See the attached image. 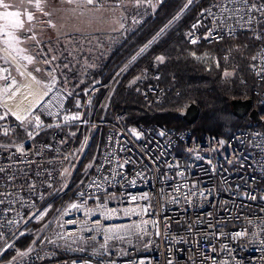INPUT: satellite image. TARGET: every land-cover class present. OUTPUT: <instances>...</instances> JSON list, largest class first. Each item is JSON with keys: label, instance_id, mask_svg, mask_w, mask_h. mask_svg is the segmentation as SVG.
I'll list each match as a JSON object with an SVG mask.
<instances>
[{"label": "built area", "instance_id": "2783aa9c", "mask_svg": "<svg viewBox=\"0 0 264 264\" xmlns=\"http://www.w3.org/2000/svg\"><path fill=\"white\" fill-rule=\"evenodd\" d=\"M130 2L136 0L94 6ZM190 7L196 9L186 31L190 45L213 46L241 35L259 43L251 71L256 104L264 106V2L188 0L182 12ZM12 64L24 80L0 67V137L14 139L0 143V259L11 253L9 264H264V133L241 129L226 138L197 137L187 129L127 126L113 97L123 89L120 79L131 61L109 80L105 70L76 91L62 86L56 71L54 81L40 84ZM158 69L155 60L135 80L147 104L161 103L167 94ZM29 77L43 99L21 120L4 99ZM101 128L95 172L52 228L22 252L16 243L29 221L66 178L69 164L82 157L90 132Z\"/></svg>", "mask_w": 264, "mask_h": 264}, {"label": "trees", "instance_id": "16d2710c", "mask_svg": "<svg viewBox=\"0 0 264 264\" xmlns=\"http://www.w3.org/2000/svg\"><path fill=\"white\" fill-rule=\"evenodd\" d=\"M185 2L186 0L161 1L155 13L149 14L144 23L131 34L130 40L118 47L102 69L93 73L88 82L79 89L90 85L105 70H108L106 79L109 80L131 61L120 79V84H124V87H118L113 97L116 112L127 114V126L158 125L166 129H187L197 137L210 134L226 138L237 128L264 133L263 123L240 120L232 111L233 100L252 99L260 116H264V106L256 104V81L251 71L252 59L259 43L250 35L226 39L213 46H192L186 35L188 26L196 14L195 7H191L150 48L138 55V52L180 12ZM159 57L164 58L163 62ZM155 60L159 61L160 80L157 82L167 90V94L161 103L151 105L145 103L137 93L138 84H135V80L141 70L151 67ZM226 71L231 73L229 78L224 75ZM74 88L75 84H72L71 91L78 90ZM192 103L199 107L200 115L198 120L190 125L179 117V113ZM104 132V129H99L94 135L86 151L85 163L101 150ZM1 142H10V139L0 137ZM80 170L81 168L72 176L68 187H58L39 208L48 210L45 219L39 223L29 221L26 235L17 242L18 248L28 247L42 225L56 219L73 199L84 175Z\"/></svg>", "mask_w": 264, "mask_h": 264}, {"label": "rangeland", "instance_id": "374dc122", "mask_svg": "<svg viewBox=\"0 0 264 264\" xmlns=\"http://www.w3.org/2000/svg\"><path fill=\"white\" fill-rule=\"evenodd\" d=\"M161 1L163 0L139 2V5L136 2H130L109 8H96L94 5L86 4L85 0H75L74 3H67V0H44L42 6L45 8V11L51 13L48 16L35 12L34 7L28 5L29 10L35 13L36 21H34V23L37 21H51L56 27H51L47 23H43L33 28L30 32L17 33L28 37L34 35L36 38L35 40L25 39L20 45H15L14 42H11V46L7 45L5 41L8 37L0 34V48L11 58L9 59L0 51V67H11L12 76L18 77L19 80H24V76L14 68V65L11 62L13 61L31 78L32 76H35L36 80L34 81H39L37 83L40 84L50 81L52 74L56 71L60 84L63 82L61 84L62 86L72 90L71 85L75 84L74 89H79L80 86L85 85L88 82L93 73L102 69L111 54L118 47H120L125 41L130 40L131 34L144 23V20L149 14L155 13V10ZM187 1L188 0H186L184 6ZM10 2L15 4L18 0H10ZM183 8L165 27L161 29L162 31L160 30L161 32L159 31L160 34L157 37L155 36L159 32L149 41H152V43L147 48H150L158 38L179 21L189 9L188 8L186 11L182 12ZM14 10L16 9H8V11ZM3 11V9H0V13ZM5 23L6 21L0 17V26ZM25 27H28L27 22L25 23ZM9 31L15 30L10 28ZM21 48L25 49V51L20 52L19 49ZM139 54L140 51L138 52V55ZM24 55L34 57V63H28L24 60L22 58ZM52 57H55V59H52ZM45 60L50 61V63H45ZM36 67H39L41 71L35 72L34 68ZM230 76L231 75L225 77L229 78ZM261 119V123L264 124V116L261 117ZM236 130H241V128H237L234 131ZM98 131L99 129L90 132L92 133V139L88 147ZM8 139H10V142L14 141V139ZM87 149L88 148L85 150V147H83L80 152L82 153L85 151L82 157L79 158L77 156L72 163L69 164L68 173L66 178L60 184V188L64 189L70 185L72 176L77 173L79 168H81L80 172L84 174L81 178L80 186H82L95 172L101 150L97 152L93 159H90L85 163L84 159L86 157ZM47 211V209L38 210L35 216L31 219V222L39 223L43 221L46 217ZM54 220L55 219L50 220L42 225L39 231L34 234L35 236L33 240L39 234L48 232L52 228ZM27 231L28 229L26 228L17 242L22 240ZM31 244L28 247H30ZM28 247L19 249L23 252V250H26ZM11 259L12 254L5 253L0 259V264H9Z\"/></svg>", "mask_w": 264, "mask_h": 264}, {"label": "snow or ice", "instance_id": "6c2138e0", "mask_svg": "<svg viewBox=\"0 0 264 264\" xmlns=\"http://www.w3.org/2000/svg\"><path fill=\"white\" fill-rule=\"evenodd\" d=\"M75 0H67V3H74ZM86 4L88 5H98L100 3V0H85ZM140 0H136V3L139 5ZM189 2H191V0H189ZM44 3V0H18L17 3H12L10 2V0H0V9H3L4 11L2 13H0V17H2V19L4 21H6L5 24H3L2 26H0V34H3L5 36L8 37V39L5 41V43L9 46H11V42H14L15 45H20L24 42L25 39H31V40H35V36H25V35H19L17 33H27L32 31L33 28L37 27L40 24L43 23H47L49 26L51 27H56V25L52 24L51 21H37L36 23H34V21H36V16L35 13L29 10L28 5H31L32 7H34L35 12H39L42 13L45 16L50 15L51 13L48 11H45V8L42 6V4ZM242 3L244 5H248V0H242ZM255 7L254 5L252 6H248L247 7V11H251L252 8ZM10 8H15L16 10L14 11H8V9ZM257 11H261L260 8L256 9ZM23 17V18H22ZM27 22L28 27H25V23ZM197 25H194L193 27H196ZM14 29L15 31H9V29ZM42 30V29H41ZM192 43H196L195 40L192 41ZM20 52H24L25 49H19ZM141 51H143V49H141ZM193 55H195V53H193ZM22 58L24 60H26L28 63H34V57L32 56H28V55H24L22 56ZM52 59H55V57H52ZM161 62H163L164 58L163 57H159L158 58ZM253 59H256V57H253ZM45 63H50V61L45 60ZM35 72H40L41 69L39 67L34 68ZM225 76H229L231 75L230 73H228L227 71L224 73ZM5 79H7V77H5ZM33 80H36L35 76H32ZM51 79L54 81L55 77H51ZM39 82V81H37ZM47 85H45V88L47 89ZM4 117H0V119H3ZM79 115L73 116L71 117V119H79ZM17 119H20L19 116H17ZM38 120V117H37ZM134 135L139 136L138 133H136L135 129L132 130ZM7 134V133H5ZM163 133H161L162 135ZM29 135H31V133H29ZM22 150V149H21ZM182 175V173H181ZM145 199L147 197H144ZM254 198V197H253ZM73 207H76V205H73ZM237 235H240L239 233ZM23 255V253L21 254Z\"/></svg>", "mask_w": 264, "mask_h": 264}, {"label": "bare ground", "instance_id": "6f19581e", "mask_svg": "<svg viewBox=\"0 0 264 264\" xmlns=\"http://www.w3.org/2000/svg\"><path fill=\"white\" fill-rule=\"evenodd\" d=\"M0 51L5 53L1 48ZM42 99V89L29 77L16 87L8 98L4 99V106L15 114L19 113L22 120L42 101Z\"/></svg>", "mask_w": 264, "mask_h": 264}, {"label": "water", "instance_id": "95a60500", "mask_svg": "<svg viewBox=\"0 0 264 264\" xmlns=\"http://www.w3.org/2000/svg\"><path fill=\"white\" fill-rule=\"evenodd\" d=\"M231 104L233 114L236 118L240 120L248 119L256 124L261 123L260 113L252 99L233 100ZM199 115L200 109L193 103L188 105L183 112L179 113V117L190 125L198 120Z\"/></svg>", "mask_w": 264, "mask_h": 264}, {"label": "crops", "instance_id": "0c3cea01", "mask_svg": "<svg viewBox=\"0 0 264 264\" xmlns=\"http://www.w3.org/2000/svg\"><path fill=\"white\" fill-rule=\"evenodd\" d=\"M5 54V53H4ZM6 56H7V54H5ZM7 57H9V56H7ZM10 58V57H9ZM11 68V67H10ZM15 68V67H14ZM17 70V69H16ZM18 71V70H17Z\"/></svg>", "mask_w": 264, "mask_h": 264}]
</instances>
